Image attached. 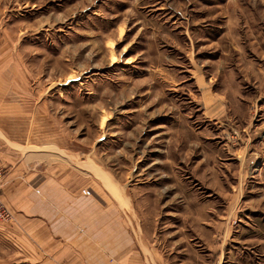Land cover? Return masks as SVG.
<instances>
[{"label":"rangeland","instance_id":"obj_1","mask_svg":"<svg viewBox=\"0 0 264 264\" xmlns=\"http://www.w3.org/2000/svg\"><path fill=\"white\" fill-rule=\"evenodd\" d=\"M0 166V264H264V0H0Z\"/></svg>","mask_w":264,"mask_h":264},{"label":"crops","instance_id":"obj_2","mask_svg":"<svg viewBox=\"0 0 264 264\" xmlns=\"http://www.w3.org/2000/svg\"><path fill=\"white\" fill-rule=\"evenodd\" d=\"M6 189H7L6 187H3V191L5 190V192H7ZM63 201H64V199H60V202H63ZM66 202H67L66 205H71L68 203L69 202L68 199H66ZM20 204H21V205H19L20 209L24 210V212H25V213H23L24 219H21L22 222L24 221V225L21 224L22 229L24 231H27L28 229H30V227L26 224L27 220H28L27 218H29V219L32 218L33 213H26L27 209H28L26 203L23 204L22 202H20ZM40 213H42V212H40ZM35 216H37V215H35ZM3 230H0V232H2ZM72 252H74L75 254H77L79 256V258H74V259H79V260L83 259V264H108L105 251L103 252V255H101V253L99 251L98 252L94 251V252L85 253L82 251V249H78V251L73 250ZM76 263H77V260H76Z\"/></svg>","mask_w":264,"mask_h":264},{"label":"built area","instance_id":"obj_3","mask_svg":"<svg viewBox=\"0 0 264 264\" xmlns=\"http://www.w3.org/2000/svg\"><path fill=\"white\" fill-rule=\"evenodd\" d=\"M4 173H5L4 169L0 166V187L4 179ZM12 219H13L12 214L3 204V202L0 200V222L10 223Z\"/></svg>","mask_w":264,"mask_h":264},{"label":"bare ground","instance_id":"obj_4","mask_svg":"<svg viewBox=\"0 0 264 264\" xmlns=\"http://www.w3.org/2000/svg\"><path fill=\"white\" fill-rule=\"evenodd\" d=\"M117 61H118L117 57L113 56V58H112V63L114 64V63H116Z\"/></svg>","mask_w":264,"mask_h":264}]
</instances>
